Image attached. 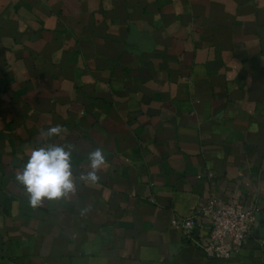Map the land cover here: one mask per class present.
Here are the masks:
<instances>
[{
    "label": "crops",
    "instance_id": "1",
    "mask_svg": "<svg viewBox=\"0 0 264 264\" xmlns=\"http://www.w3.org/2000/svg\"><path fill=\"white\" fill-rule=\"evenodd\" d=\"M51 144L75 190L33 207ZM211 197L257 211L229 258L171 223ZM0 264H264V0H0Z\"/></svg>",
    "mask_w": 264,
    "mask_h": 264
},
{
    "label": "clouds",
    "instance_id": "2",
    "mask_svg": "<svg viewBox=\"0 0 264 264\" xmlns=\"http://www.w3.org/2000/svg\"><path fill=\"white\" fill-rule=\"evenodd\" d=\"M61 131L60 126H52L47 129L46 135H59ZM86 159L90 171L83 173L81 179L96 183L98 172L106 163L103 149L91 151ZM72 167L70 147L51 144L32 150L23 171L17 174L16 179L24 185L30 204L37 207L44 198L58 199L75 190Z\"/></svg>",
    "mask_w": 264,
    "mask_h": 264
},
{
    "label": "built area",
    "instance_id": "3",
    "mask_svg": "<svg viewBox=\"0 0 264 264\" xmlns=\"http://www.w3.org/2000/svg\"><path fill=\"white\" fill-rule=\"evenodd\" d=\"M202 219L207 220L209 232L202 241L194 240V231L203 228ZM171 223L203 248L208 258H229L242 250L259 221L255 209L211 197L188 217H175Z\"/></svg>",
    "mask_w": 264,
    "mask_h": 264
}]
</instances>
